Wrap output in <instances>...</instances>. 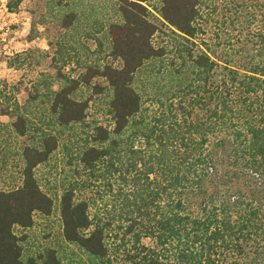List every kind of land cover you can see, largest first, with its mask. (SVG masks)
<instances>
[{
  "label": "trees",
  "instance_id": "16d2710c",
  "mask_svg": "<svg viewBox=\"0 0 264 264\" xmlns=\"http://www.w3.org/2000/svg\"><path fill=\"white\" fill-rule=\"evenodd\" d=\"M21 1L7 0L6 9L14 11ZM105 1V20L87 16L80 1H52L61 29L90 19L96 28L80 36L84 42L66 33L48 41L56 47L52 61L60 84L49 86L41 102L58 129L29 135L20 185L0 190V264H264V29L251 30L254 18L246 19L239 30L246 41L234 51L245 56L238 66L235 58L212 55L207 45L198 52L187 46L196 33L198 0H157L155 12L147 5L154 0ZM162 27L185 40L178 67H161L167 51L153 36ZM90 40L97 50L106 46L102 61L88 56ZM83 61L76 77L59 71ZM145 68L155 85L148 100L160 106L150 119L144 91L134 85ZM82 88L91 92L83 97ZM105 92L111 127L95 125L77 142L76 158L88 179H103L111 193L109 216L92 213L95 199L80 193L84 180L75 182L59 197L62 237L87 261L64 263L50 247L24 258L14 228L30 227L35 212L48 215L54 205L35 169L57 149L62 129L83 125L92 97ZM0 96V115L13 118L17 134L29 132L33 121L26 111L38 90L24 105L5 89Z\"/></svg>",
  "mask_w": 264,
  "mask_h": 264
},
{
  "label": "rangeland",
  "instance_id": "374dc122",
  "mask_svg": "<svg viewBox=\"0 0 264 264\" xmlns=\"http://www.w3.org/2000/svg\"><path fill=\"white\" fill-rule=\"evenodd\" d=\"M52 1L22 0L17 9L9 11L6 9L7 0H0V89H5V93L10 92L19 105L27 104L30 93L34 94L35 89L39 93L36 102H30L27 107L26 112L33 124L26 134L16 133L11 125L13 120L11 116L0 115V190L14 189L20 185L21 152L23 147L31 142L29 135L37 137L46 130L58 129L52 125L46 105L41 102L49 86L56 89L60 84L59 74L52 61L56 47L49 45L48 41H52L53 44L61 33H66L71 36L70 39L79 38L84 42L83 37L80 36L91 28H96V24H92L94 19L105 20L106 16L102 14L106 15V9L109 8L105 0H75L77 3L80 1V8L84 7L86 15H90L93 20H81L73 28L63 30L59 27L57 18L53 17L56 10L52 8L54 6ZM147 5L152 12H155L152 5L158 6L159 3L154 0ZM197 9L198 14L194 21L196 33L191 39L192 42L186 43L189 49L198 52L199 45L202 47L207 45L210 53H214L212 55L221 54L226 59L235 58V62H232L234 65L239 66L238 61L243 63L244 54L239 57L234 56V51L239 48L240 41H246V38L239 34V30L247 22L246 19L251 17L254 18L251 30L264 29V0H198ZM41 22L46 23L45 27L41 25ZM161 29L153 36V43L156 46H163L167 51L161 67H178L181 64L180 56H186V53H181L179 50L182 49L183 44L181 43L185 40L171 33L166 27ZM97 36L103 39L101 32H98ZM87 46L92 52L88 55L81 50L84 61L88 59L87 55L95 62L102 61L106 57V46H102V50H97L91 40L87 42ZM84 61L72 62L61 67L59 71L67 77H76L83 70ZM113 63L119 64L117 61ZM56 65L59 67L60 62ZM188 75L192 77L194 74L189 73ZM157 79L158 82H162L159 75ZM96 81L106 85L103 79ZM134 85L139 91H144V114L150 119L152 115L159 113L160 106L148 100L147 95L155 88L148 69L145 68L136 74ZM90 92L91 90L87 88L80 90L83 97ZM107 99L108 93L106 92L93 96L89 103L85 123L72 125L68 129L63 128L64 132L61 133L57 149L50 155L47 162L36 167L35 175L38 183L41 189L53 199L54 205L52 212L48 215L35 212L30 227L22 229L17 226L14 228V232L23 238L24 258L30 255L37 256L50 247L58 251L64 263L68 260L71 262L80 259L82 262L87 261L81 251L63 239L58 203L64 189L75 182L80 183L84 180L83 186H80V193L85 197L95 199L91 205V212L102 215L104 218L109 216L105 207L109 209L106 204L110 205L109 203L113 200L111 193H105L103 179H88V172L83 169L76 158L77 142H82L95 125L111 127V120L106 112ZM0 100L2 101L1 96ZM111 240L110 236L109 242ZM142 241L153 245L152 240L148 238Z\"/></svg>",
  "mask_w": 264,
  "mask_h": 264
}]
</instances>
